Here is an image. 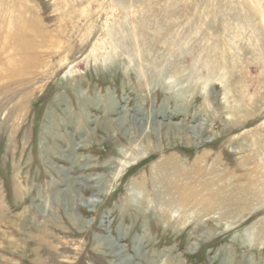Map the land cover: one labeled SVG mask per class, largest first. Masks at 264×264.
Listing matches in <instances>:
<instances>
[{"label": "rangeland", "instance_id": "rangeland-1", "mask_svg": "<svg viewBox=\"0 0 264 264\" xmlns=\"http://www.w3.org/2000/svg\"><path fill=\"white\" fill-rule=\"evenodd\" d=\"M24 2L53 40L0 99V264H264V0ZM174 156L248 210L164 216Z\"/></svg>", "mask_w": 264, "mask_h": 264}, {"label": "bare ground", "instance_id": "bare-ground-1", "mask_svg": "<svg viewBox=\"0 0 264 264\" xmlns=\"http://www.w3.org/2000/svg\"><path fill=\"white\" fill-rule=\"evenodd\" d=\"M25 2L24 0H0V99L2 101L22 91L26 85L38 77L39 69L44 64L42 50L52 44L51 40H53L52 33L45 31L44 27L39 25L38 17ZM184 137H187V142L192 141V136L187 133H184ZM200 162L201 159H197L190 165L187 163L185 165L181 158L174 156L165 159L161 164L158 170L161 189L155 190L153 195L162 202L163 215L167 216L171 206L192 207L191 201L195 198L196 201L203 200L196 202L193 207L202 209L205 206L203 211L218 208H226L230 211L248 210L252 198L232 194V192L227 193L230 184L220 182L223 178L215 179L210 176L211 173L216 175V162L214 161L210 166H201ZM250 175V173L242 176L235 174L232 178L240 183V178L247 179ZM251 176L249 180L253 184L259 183ZM149 182L150 186L154 185V180ZM239 183L232 186L235 192L242 190L244 186ZM141 184H147V182H140ZM201 185V190L196 188ZM222 186L227 187L222 188ZM215 187L222 188L221 190L226 191L227 194H222L220 190L208 193ZM10 237H6L12 241L10 247H18V242Z\"/></svg>", "mask_w": 264, "mask_h": 264}]
</instances>
